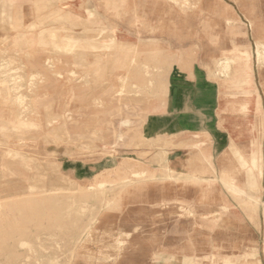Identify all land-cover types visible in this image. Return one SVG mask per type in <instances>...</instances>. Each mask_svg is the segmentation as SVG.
I'll list each match as a JSON object with an SVG mask.
<instances>
[{"label": "rangeland", "instance_id": "rangeland-1", "mask_svg": "<svg viewBox=\"0 0 264 264\" xmlns=\"http://www.w3.org/2000/svg\"><path fill=\"white\" fill-rule=\"evenodd\" d=\"M102 13L109 23L88 14L92 42L62 49L97 55L93 73L78 58L65 104L34 73L19 116L0 112V264H264V172L253 200L222 173L245 183L232 144L261 142L264 161V0H106ZM246 50L251 94L226 67ZM183 85L187 124L149 133Z\"/></svg>", "mask_w": 264, "mask_h": 264}, {"label": "crops", "instance_id": "crops-1", "mask_svg": "<svg viewBox=\"0 0 264 264\" xmlns=\"http://www.w3.org/2000/svg\"><path fill=\"white\" fill-rule=\"evenodd\" d=\"M105 2L106 0H0V112L4 113L2 116L5 119H15L19 116L20 111H23V107L18 105L19 96L24 94L30 98L33 96L30 86L34 73L40 74L43 78L46 77L45 82L42 80L40 83V87L45 92L56 85L58 104L61 107L65 104V93L70 89L69 84H66L68 81L66 79L69 76L70 81H74L71 74L78 71V67L76 68L78 58H86L87 66L84 69L88 73L94 72L97 55L93 50L68 54L62 52V49L68 45L67 41L75 44L76 42L88 43L94 40V38L91 39L90 32L86 29L93 20V17L89 18L88 14L96 10L99 16H96L94 22L109 23L108 18L106 19L102 13ZM52 31L53 37L50 35ZM50 39L54 40L53 47H48L50 41L52 42ZM257 50L258 61L264 63V42L258 41ZM251 59V52L246 50L242 51L241 55L226 60V65H228L227 63H230L229 66L237 65L236 67L240 70L237 77L240 81L244 74L250 73L254 76ZM49 61L54 64L56 77L49 71ZM238 81L237 85H240ZM184 84L186 85L185 82ZM185 85L178 87L177 91L173 87L172 95L169 96L168 100H170L171 110L174 109V114L151 116L149 119L151 132L149 133L156 136L166 133L165 130L170 127L174 132L187 124L185 118L194 114L190 112L189 107L194 103L195 92L193 88H185ZM73 87L74 91H77L75 84ZM168 130L167 132H171ZM198 146L200 145L198 144ZM200 150L204 156L208 154L206 150L204 151L202 148ZM166 154V150H161L156 154V158L158 161L163 160L168 170L174 172L167 163ZM133 174L136 177H143L146 172L144 170L133 172ZM101 181L104 183L100 184V187L107 186L106 180ZM121 181V184L126 187L135 182L134 178L129 176L122 177ZM119 184L117 183L115 186ZM110 202L107 199L105 205Z\"/></svg>", "mask_w": 264, "mask_h": 264}, {"label": "bare ground", "instance_id": "bare-ground-1", "mask_svg": "<svg viewBox=\"0 0 264 264\" xmlns=\"http://www.w3.org/2000/svg\"><path fill=\"white\" fill-rule=\"evenodd\" d=\"M80 55H81V53H80ZM82 57H84V56H82ZM85 60H86V58H85ZM227 64L228 65H226V67H229L230 63H227ZM12 78L15 79L14 77H12ZM17 81H19V80L17 79ZM253 81H254L253 74L247 73V74H244L241 77V80L238 82L240 83V86L245 89V92L247 94L248 93L251 94L252 89L254 87ZM12 82H14V81H12ZM21 82H22V80H21ZM16 92H19V91H16ZM248 105H249L248 102H246L244 104V107L246 108V107H248ZM255 107H256L257 112L259 114H262V105H261L260 99H258V101L256 102ZM126 123H129V121H126L125 124ZM35 128H36V126H35ZM255 145L256 146L254 147V149L251 152H249V154L245 153L239 146H236L235 144L231 145L232 146L231 150L233 151L235 157L237 158L238 162L241 163L242 167L245 169V177H244L245 183L241 182L240 179L238 180L237 178H235V176L233 174H231L232 173L231 170H226V168H224L222 170V173L226 177V182L228 184V187L232 191H234L235 193H237L239 195L242 194V195L246 196L249 200H253L255 198V191L261 190V188H262L261 187V179L263 178L262 176H263V172H264L263 145L261 144V142H257V144H255ZM102 187L104 188L106 186L103 185ZM113 188H116V186H113ZM60 190H61V188H60ZM112 190L113 189H111V191ZM85 207H87V206H85ZM244 264H249V263H244Z\"/></svg>", "mask_w": 264, "mask_h": 264}]
</instances>
